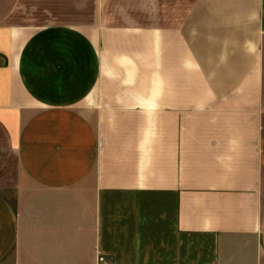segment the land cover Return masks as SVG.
I'll return each mask as SVG.
<instances>
[{
  "label": "crops",
  "instance_id": "0c3cea01",
  "mask_svg": "<svg viewBox=\"0 0 264 264\" xmlns=\"http://www.w3.org/2000/svg\"><path fill=\"white\" fill-rule=\"evenodd\" d=\"M0 264H264V0H0Z\"/></svg>",
  "mask_w": 264,
  "mask_h": 264
}]
</instances>
